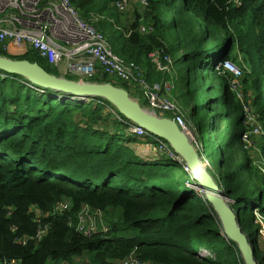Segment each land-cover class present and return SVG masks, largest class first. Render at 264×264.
<instances>
[{
    "label": "trees",
    "instance_id": "16d2710c",
    "mask_svg": "<svg viewBox=\"0 0 264 264\" xmlns=\"http://www.w3.org/2000/svg\"><path fill=\"white\" fill-rule=\"evenodd\" d=\"M116 1L70 0L85 19L98 14L113 21L112 29L102 21L96 27L109 32L115 55L143 68L147 82L173 79L171 99L187 111L185 121L199 109L207 114L206 171L233 202L257 263L264 264L258 250L263 226L254 216L264 221V0H239L240 6L234 0H147L148 34L139 33L137 22L121 24ZM157 50L172 61L173 78L154 70L148 56ZM17 59L53 75L35 52ZM219 60L240 65V99L230 75L213 70ZM0 74L6 75L0 77V264H117L130 255L148 264H244L189 173L165 156H137L127 145L134 142L128 127L115 115L126 119L106 100L60 99L63 94ZM62 199L69 210L46 218L48 232L35 241L34 210L48 214ZM83 206L109 215L110 230L79 234ZM22 238L27 243L17 244ZM201 248L215 259L198 256Z\"/></svg>",
    "mask_w": 264,
    "mask_h": 264
},
{
    "label": "built area",
    "instance_id": "2783aa9c",
    "mask_svg": "<svg viewBox=\"0 0 264 264\" xmlns=\"http://www.w3.org/2000/svg\"><path fill=\"white\" fill-rule=\"evenodd\" d=\"M135 3L145 9L148 7L146 0H118L114 3L113 9L118 14H124ZM234 3L237 6L241 5L239 0H234ZM103 20L105 18L98 14H91L89 19L83 18L70 0H0V51L12 59L20 58L29 52H35L51 68L66 64V68L70 72L88 77L96 75L101 80L105 76L106 79H116L129 85L134 92L132 96L128 94L135 102L141 99L145 107L150 110H147L148 113L157 118L172 120L198 151L199 162H207L195 128L190 125L189 121H185V112H182L171 99L173 79L161 80L158 83L147 82L143 77L141 66L124 62L113 53L106 36L96 27V24ZM106 20L113 23L109 19ZM138 31L140 34H148L151 28L145 25ZM148 58L156 72L166 74L170 78L174 77L172 61L162 50L150 53ZM70 62H73L72 67L69 66ZM220 69L230 75V85L233 91L238 92L240 87L238 81L242 76L241 69L232 61L219 60L214 64L213 70L218 72ZM0 77L6 78V75L0 74ZM238 98L240 99L239 94ZM110 111L114 113L113 110ZM115 116L128 127V131L136 139L149 140L147 142L150 143L156 157L165 156L177 161L192 177L184 162L165 140L153 136L130 121L121 120L117 115ZM249 120L252 121V117H249ZM189 126L192 130L189 129ZM259 130L260 127H256L252 132L257 134ZM247 136V133L242 135L244 142H247ZM69 206L68 202L62 199L48 214H43L35 209L36 233L33 239L37 242L41 241L48 232V226L44 224L45 219L63 214ZM89 211L87 206L78 215L75 230L85 238L97 233H107L110 228L102 220L103 213L98 210L94 211L92 217L96 222L94 223L89 218ZM27 241V238H22L18 239L16 243L25 245ZM204 257L215 259V256L209 252ZM16 262L15 260H5L1 264H17ZM117 264L148 263L130 255L124 260L118 261Z\"/></svg>",
    "mask_w": 264,
    "mask_h": 264
},
{
    "label": "water",
    "instance_id": "95a60500",
    "mask_svg": "<svg viewBox=\"0 0 264 264\" xmlns=\"http://www.w3.org/2000/svg\"><path fill=\"white\" fill-rule=\"evenodd\" d=\"M0 71L7 75L19 76L32 87L35 86L57 94H63V96L57 95L56 98H69L81 103L87 102L91 98L104 99L127 121L153 136L165 140L191 172V178L196 182L197 187L205 195L206 201L216 214L223 235L237 246L243 263L258 264L254 248L248 236L243 233L237 214L226 203L224 193L211 176L205 169L200 167L198 151L195 150L189 139L172 120L157 118L155 115L145 112L137 102L131 99L127 91L111 84L79 83L55 77L35 63L6 57H0ZM230 202L233 203L231 200Z\"/></svg>",
    "mask_w": 264,
    "mask_h": 264
},
{
    "label": "rangeland",
    "instance_id": "374dc122",
    "mask_svg": "<svg viewBox=\"0 0 264 264\" xmlns=\"http://www.w3.org/2000/svg\"><path fill=\"white\" fill-rule=\"evenodd\" d=\"M147 1V0H146ZM145 8L142 7L140 4H137L136 7L134 5H131V7L129 8V10L124 13V14H119L118 15V18H119V21L121 22V24L123 23L125 25V27H129L131 25H133L134 23L137 22V25L140 27H143L145 26L144 24V19H145ZM105 25H108L106 27V29L108 30V27L109 29H112V25H114V23H110L108 20H105V21H102ZM114 27V26H113ZM106 33L108 34L109 32L108 31H105L104 34L106 36ZM6 55V54H5ZM0 57H4V56H0ZM15 60H18V59H15ZM73 64V62H70L69 63V66L72 67L71 65ZM236 66H239L238 64L235 63ZM49 70L52 72L53 76H62L63 78L65 79H68V80H71V81H75V82H79V83H95L97 81H99L100 79H98L96 77V75L92 76V77H88V76H83V75H79V74H76V73H73V72H70L67 70L66 68V64H61L59 67L57 68H51L49 67ZM215 77L217 78V80L220 82V77L218 76V74H215ZM242 78V76H241ZM241 78L240 80L238 81L239 84L241 82ZM103 82L105 84H111L113 85L114 87H117V88H120V89H123V86L124 85H127L119 80H116V79H102ZM230 82H231V79H230ZM99 84V83H98ZM128 86V91H127L129 94H131L132 96V93L134 92L132 87H130L129 85ZM124 90V89H123ZM239 95L240 93L237 92ZM130 96V97H131ZM132 98V97H131ZM133 99V98H132ZM134 100V99H133ZM138 104L141 105V108L147 112L148 108L145 107L144 103L141 102V99H138L137 100ZM150 111V110H148ZM148 113V112H147ZM185 113H187V111H185ZM150 114V113H149ZM206 120H207V114L202 110V109H199L197 111V113H195V115L193 116V119L190 121V123L192 124V127L195 128V132H196V136L198 138V140H200L201 144L203 145L204 147V152H205V155L204 157L206 156V158L209 160V151H208V148H207V144H206ZM200 128V136H199V132L197 131L198 129ZM189 129H191V127L189 126ZM120 130H121V134L124 133V128L120 127ZM126 131V129H125ZM127 137L130 138L131 141H134L132 143H129L127 144L130 148H132L134 151L137 152L136 150V147L138 146L139 143H142L143 142V139H136L128 130L127 132H125ZM125 136V135H124ZM126 137V138H127ZM196 138V139H197ZM124 139V138H123ZM127 140V139H126ZM125 142V141H124ZM128 142V141H127ZM251 144V143H250ZM252 155H250L251 159H254L257 155L255 152H251ZM260 152H258V160H260ZM142 158V157H141ZM206 159V160H207ZM142 160L144 161H148L146 158H142ZM207 160V162H208ZM261 167H262V164L260 163ZM209 167V166H207ZM206 170V168H205ZM208 173V172H207ZM209 174V173H208ZM210 175V174H209ZM211 176V175H210ZM213 179V177H211ZM214 180V179H213ZM215 182V181H214ZM216 183V182H215ZM194 189L200 193L201 195H203L205 197V195L202 193V191L200 190V188L198 187H194ZM220 189V188H219ZM221 190V189H220ZM225 201L226 203L230 206L231 205V202L228 198H225ZM87 206H83L81 211L79 212V214L84 211L86 209ZM70 208V206H69ZM68 208V210H69ZM89 208V207H88ZM67 210V211H68ZM89 218L91 219L92 222L96 223L92 217L94 216V211L92 209L89 208ZM112 212V211H111ZM78 214V215H79ZM254 216H255V220L257 223L261 224L263 226V229L260 231V238L258 239V250L260 252H263L264 251V221L262 220V218L257 214V212H254ZM117 219V213L114 214V217H113V220H116ZM103 222H105L106 224L109 223V220H110V216L109 215H106V217H104L103 215V218H102ZM220 229H222L221 227V224H220ZM223 232V231H222ZM202 250V249H200ZM199 250V255L198 256H201V257H204V255H207V252L206 250H203L200 251ZM242 258V257H241Z\"/></svg>",
    "mask_w": 264,
    "mask_h": 264
},
{
    "label": "crops",
    "instance_id": "0c3cea01",
    "mask_svg": "<svg viewBox=\"0 0 264 264\" xmlns=\"http://www.w3.org/2000/svg\"><path fill=\"white\" fill-rule=\"evenodd\" d=\"M133 5L136 7L137 3H135ZM55 77H58V76H55ZM59 77L63 78L62 76H59ZM136 150H137V152L136 151H134V152L140 158L142 157V158H146V159H149L152 161L157 158L152 147H150V143H148L147 141L143 140L142 143H139L138 146L136 147Z\"/></svg>",
    "mask_w": 264,
    "mask_h": 264
},
{
    "label": "bare ground",
    "instance_id": "6f19581e",
    "mask_svg": "<svg viewBox=\"0 0 264 264\" xmlns=\"http://www.w3.org/2000/svg\"><path fill=\"white\" fill-rule=\"evenodd\" d=\"M207 165H208L207 162H205V163H204V162H201V166H200V167H201L202 169H204ZM201 249H202V248H201ZM202 250H203V249H202ZM202 250H200V251H202Z\"/></svg>",
    "mask_w": 264,
    "mask_h": 264
}]
</instances>
